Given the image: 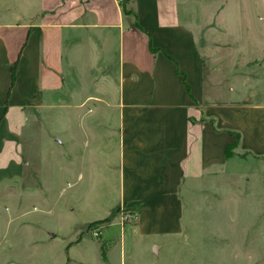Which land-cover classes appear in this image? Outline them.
<instances>
[{"label": "crops", "instance_id": "1", "mask_svg": "<svg viewBox=\"0 0 264 264\" xmlns=\"http://www.w3.org/2000/svg\"><path fill=\"white\" fill-rule=\"evenodd\" d=\"M1 1L12 9L0 10V184L28 180L38 193V178L47 187L60 172L76 191L88 177L96 194L116 193L118 209L131 205L149 238L182 235L186 200L254 212L258 77L207 62L183 0H131L130 14L122 0ZM39 118L59 121L40 163Z\"/></svg>", "mask_w": 264, "mask_h": 264}, {"label": "rangeland", "instance_id": "2", "mask_svg": "<svg viewBox=\"0 0 264 264\" xmlns=\"http://www.w3.org/2000/svg\"><path fill=\"white\" fill-rule=\"evenodd\" d=\"M183 1L207 62L223 74L245 72L246 81L258 77L255 87L264 99V0ZM6 9L12 7L0 0V10ZM36 121L41 134L31 146L40 163L44 147L58 137L53 123L59 121ZM70 125L76 145L78 129ZM64 180L59 172L45 187L38 178V193L30 192L28 180L21 188L16 179L0 184V264H264V170L254 186L261 194L250 198L254 212L245 208L240 215L225 206L216 213L186 200L184 232L177 237L141 236L140 214L133 216L126 204L118 209L116 193L96 194L88 177L70 191Z\"/></svg>", "mask_w": 264, "mask_h": 264}, {"label": "trees", "instance_id": "3", "mask_svg": "<svg viewBox=\"0 0 264 264\" xmlns=\"http://www.w3.org/2000/svg\"><path fill=\"white\" fill-rule=\"evenodd\" d=\"M125 6H126V5L123 4V8H124L125 12H126V13H129V12L126 10V7H125ZM136 26L140 28V26H139L138 23L136 24ZM14 82H15V71H14V68H13V71H12V85L14 84ZM188 89H189V88H188ZM227 155H228V157H229V153H228Z\"/></svg>", "mask_w": 264, "mask_h": 264}, {"label": "built area", "instance_id": "4", "mask_svg": "<svg viewBox=\"0 0 264 264\" xmlns=\"http://www.w3.org/2000/svg\"><path fill=\"white\" fill-rule=\"evenodd\" d=\"M126 206H130L131 208L130 209H132V210H134L133 208H132V206L131 205H128V204H126ZM134 215L133 216H136V215H138L137 213H136V211L134 210Z\"/></svg>", "mask_w": 264, "mask_h": 264}]
</instances>
